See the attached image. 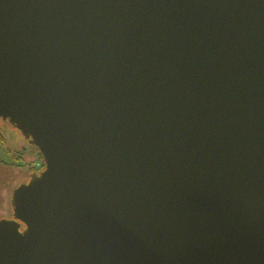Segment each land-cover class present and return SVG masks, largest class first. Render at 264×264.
Instances as JSON below:
<instances>
[{
  "label": "water",
  "instance_id": "95a60500",
  "mask_svg": "<svg viewBox=\"0 0 264 264\" xmlns=\"http://www.w3.org/2000/svg\"><path fill=\"white\" fill-rule=\"evenodd\" d=\"M0 122V264H264V0H0Z\"/></svg>",
  "mask_w": 264,
  "mask_h": 264
},
{
  "label": "rangeland",
  "instance_id": "374dc122",
  "mask_svg": "<svg viewBox=\"0 0 264 264\" xmlns=\"http://www.w3.org/2000/svg\"><path fill=\"white\" fill-rule=\"evenodd\" d=\"M0 132H2V135L4 134L3 129ZM4 136L6 137L5 134ZM6 141L8 142V146H10L11 143L7 137ZM34 158L33 156H25V159L19 160V162L17 161L18 165L10 167L7 163L11 164L12 160L7 150L0 144V219L10 218L12 216V208L10 206L12 191L18 187L26 177L27 172L31 170L28 169V162L34 160Z\"/></svg>",
  "mask_w": 264,
  "mask_h": 264
},
{
  "label": "flooded vegetation",
  "instance_id": "af4514ba",
  "mask_svg": "<svg viewBox=\"0 0 264 264\" xmlns=\"http://www.w3.org/2000/svg\"><path fill=\"white\" fill-rule=\"evenodd\" d=\"M0 131L3 129L4 134L6 135L7 139L10 140V146H8V142L6 141V137L4 134H1L3 137L2 143H0L8 152L9 157L12 160V163L19 160L25 159V156H33L35 157L34 160L28 162V169H31L27 174L23 181L33 172L40 173L44 169V162L42 157L40 156L38 150L34 147L28 145V143L24 140L21 134L12 128L10 125L4 122H0ZM16 162V163H18ZM21 181V183L23 182ZM20 183V184H21ZM11 218V217H10Z\"/></svg>",
  "mask_w": 264,
  "mask_h": 264
},
{
  "label": "trees",
  "instance_id": "16d2710c",
  "mask_svg": "<svg viewBox=\"0 0 264 264\" xmlns=\"http://www.w3.org/2000/svg\"><path fill=\"white\" fill-rule=\"evenodd\" d=\"M0 137H1V135H0ZM2 140H3V137H1V139H0V143H2ZM1 162H3V161H1ZM16 162H17V161L15 160L14 163H11V164H8V163H7V165L10 166V167H11V166H16V165H18Z\"/></svg>",
  "mask_w": 264,
  "mask_h": 264
}]
</instances>
